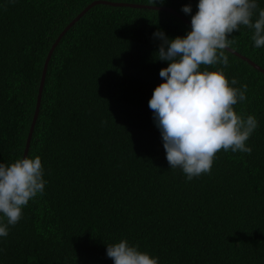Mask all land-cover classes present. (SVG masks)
<instances>
[{
	"label": "trees",
	"instance_id": "obj_1",
	"mask_svg": "<svg viewBox=\"0 0 264 264\" xmlns=\"http://www.w3.org/2000/svg\"><path fill=\"white\" fill-rule=\"evenodd\" d=\"M94 2L48 63L27 155L41 157L47 184L0 239V264H113L106 245L122 238L159 264H264V74L246 61L264 70V47L253 30L228 37L227 66H201L247 86L233 107L258 120L251 153L221 149L187 180L148 107L167 67L153 33L185 35L198 0H0V162L23 157L48 53Z\"/></svg>",
	"mask_w": 264,
	"mask_h": 264
},
{
	"label": "clouds",
	"instance_id": "obj_2",
	"mask_svg": "<svg viewBox=\"0 0 264 264\" xmlns=\"http://www.w3.org/2000/svg\"><path fill=\"white\" fill-rule=\"evenodd\" d=\"M196 9L185 35L169 38L162 30L153 33L160 41L158 60L167 62V67L160 69L163 82L148 101L170 169L179 168L187 180L209 173L221 149L251 153L246 142L258 127L254 115L245 117L233 107L246 100L247 86L234 87L238 81L229 82L222 69L201 70V66H227L223 50L231 46L228 37L241 26L253 30L254 48L264 47V8L258 0H198ZM180 10L189 15L192 6ZM44 175L38 155L0 162V239L21 220L29 201L44 194ZM106 256L113 264H159L158 257L126 238L106 245Z\"/></svg>",
	"mask_w": 264,
	"mask_h": 264
},
{
	"label": "water",
	"instance_id": "obj_3",
	"mask_svg": "<svg viewBox=\"0 0 264 264\" xmlns=\"http://www.w3.org/2000/svg\"><path fill=\"white\" fill-rule=\"evenodd\" d=\"M100 2H94L92 3L91 5H89L82 13H80L76 19L74 21H72L66 28L65 30L61 33V35L58 37V39L56 40V42L54 43V45L52 46L51 50L49 51L48 53V56L46 58V61L44 63V67H43V71H42V78H41V82H40V86H39V90H38V95H37V103H36V109H35V112H34V117H33V121H32V124H31V127H30V132L28 134V138H27V141H26V147H25V150H24V154H23V157L24 156H27L28 155V150H29V146H30V141H31V137H32V133H33V130H34V127H35V123L37 121V118H38V114H39V110H40V104H41V96H42V91H43V87H44V80H45V76H46V72H47V67H48V63L51 59V55L55 49V47L57 46V44L60 42V39L62 38V36L68 31V29L71 28V26L74 24V22H76L77 20H79V18L81 16H83L87 10H89L90 8H92L93 6L99 4ZM105 3V2H104ZM107 4V3H106ZM115 6H122L124 4H114ZM160 9V8H159ZM162 10H165V11H168L174 15H177L178 17L182 18L180 15H178L176 13L175 10H172V9H168V8H162ZM184 21H186L184 18H182ZM188 22V21H186ZM230 51V50H229ZM232 52V51H230ZM242 58V57H241ZM244 60H246L245 58H242ZM249 64H251L255 69H257L258 71H261L263 74H264V70H262L259 66H257L256 64H254L253 62L249 61V60H246Z\"/></svg>",
	"mask_w": 264,
	"mask_h": 264
}]
</instances>
